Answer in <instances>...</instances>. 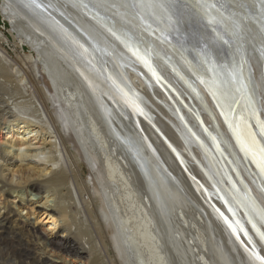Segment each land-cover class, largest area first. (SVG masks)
<instances>
[{
    "label": "bare ground",
    "instance_id": "obj_1",
    "mask_svg": "<svg viewBox=\"0 0 264 264\" xmlns=\"http://www.w3.org/2000/svg\"><path fill=\"white\" fill-rule=\"evenodd\" d=\"M52 2L65 7L72 14L65 3L59 0ZM81 2L89 7L91 15L97 20L95 22L101 29L119 41L118 43L114 38V41L106 43L102 48L103 51H98L100 54L98 53L95 57L76 44L74 39L72 42L69 40L74 51L72 48L68 49L55 34V31L60 35L65 32L55 27V24H53L54 29L40 25L33 17L35 8L26 3L23 6L28 13L19 10L16 6H11L10 9L0 6L2 15L10 19L13 31L18 34L17 38L21 39V42L16 43V47L24 48L23 43H28L38 53L37 59L33 56L26 57L27 61L24 65L27 69L23 70L21 67L20 69L46 120L44 123V120L38 122L25 119L21 124L35 123L43 124V126L47 124L49 129L46 126L44 129L55 134L56 138L54 143L48 144L51 148L60 146L63 149L64 147L65 153L70 154V149L66 146V137L74 144L72 146H76L73 148L76 151L74 152L84 159L97 180V183H94L96 185L94 189L103 202L102 213L107 219V225L113 230V242L125 255V264H264V245L256 238V235L250 233L243 214L235 209L231 200L227 199L214 172L207 165L202 149L195 146L188 137L163 92L147 74L140 71L141 68L131 63L124 52V47L133 53L144 52L134 37L138 35L143 37V43L148 42L147 44L158 49L159 52L152 53L156 67L167 75L179 94L187 97L204 118L205 124L215 135L217 142L221 144L228 160L233 164L235 161L233 157L238 160L240 174L247 180L264 207V197L258 194L256 186L250 182L239 147L245 157H249L256 165L255 172L259 177H264V166L254 161L240 144L238 147L235 134L228 129L222 114L201 88L206 97V104L214 114V119L232 151L221 142L215 134L211 118L206 110H203V105L192 96L184 74L180 75L183 80L178 78L172 73L170 66L161 60V57L163 58L161 55H165L166 52V54H176L181 61L178 55L184 50V53L194 55L199 61L202 59L205 61V57L198 53L200 48L196 50V47L191 44L190 37H193L194 42L198 39L203 45L208 43L216 48L218 39L211 31L212 23L209 24V21L202 17H210L217 13L206 9L201 10L204 13H201L202 17L195 14L201 17L200 20L203 23H194L196 19H192L193 15L186 14L176 18L170 11L175 9V4L170 1V5L168 0L166 2L165 0H96L94 6L91 5L90 0H81ZM251 11L253 18L246 19L247 25L257 24L260 21L264 23V5L258 4L257 8ZM216 19L219 20L213 24L219 28L224 27L226 39L231 37L229 30L231 31L234 27L233 22L235 23L236 19L231 18L233 22L219 16ZM185 25L188 28L187 33L176 35L181 42L180 47L171 48L163 34L177 28H184ZM237 25L240 26L239 23ZM78 26L83 32L82 36L86 43L88 40L91 41L90 32L82 29L80 23ZM261 28L264 30V24L260 23L259 26L253 27V36L250 34L249 37L250 42L255 41V48L250 46L248 40L246 51L250 56L248 68L251 71V86H253L249 94L256 104L255 110H258L260 118L264 120V115H261V112L264 113L261 108L262 102L257 92L259 82L264 84L262 75L255 72L259 67L255 53L256 48L258 49L257 40L259 36H264ZM240 36L244 37V34ZM4 37L0 33V49L7 41ZM65 38L63 36V39ZM261 51L264 55L263 50ZM99 59L102 63L100 65L106 67V74L103 67L97 64ZM203 60L200 63L202 67H205L207 60L205 63ZM168 63L173 66L171 62ZM184 63L182 62L183 65ZM33 66L36 68L40 66L44 70L50 87V91L46 90L47 94L38 87L32 70ZM128 69L139 70L133 73L131 79L136 86L135 92L124 85L125 77L130 73ZM1 71V78L6 79L7 82H11L16 76L7 71L4 72L5 70ZM202 75L206 80L211 78L207 67ZM10 92L22 95L18 85ZM217 101L219 103V100ZM50 103L54 104V111L49 106ZM2 104L6 106H0V116L10 115V118H13L7 102L2 100ZM252 118H254V112L250 110L248 119L256 128ZM25 128L21 129L25 131ZM33 131L28 134L33 136ZM205 141L212 150L209 140L205 138ZM24 144L17 141L13 144L19 152L16 154V159H12L15 166L19 164L21 166L25 159L34 157L32 156L34 154L23 153ZM7 154L9 155L10 152ZM71 156L68 160L65 158L60 171L58 166L61 160H58L56 155L44 157L43 160L39 158L40 161L32 160V164L35 165L43 164L46 167L47 164H51L50 167L53 169L52 174H48L47 169H42V174L35 170H20L26 176L27 188L41 195L45 187L39 186L34 180L49 175L52 176H49L48 182L57 187L65 186L69 179L77 181L80 176L76 170V160ZM192 178H196L200 185ZM240 194L244 196L242 189ZM247 203V209L251 211L252 218L264 227L261 215L255 212V206L250 203V200ZM43 209L48 219L47 224L51 227L48 230L37 229L30 218L24 220L13 219L9 215L0 216V247L11 250L23 242L21 235H24L34 241L35 244L34 242L33 244L36 247L35 250L26 251V255L32 256L33 253L41 250L43 252L36 255L32 264H63L56 260L57 250L59 253L66 254V259L71 257L68 259L69 264H92V245L87 246L84 240L82 243L75 239L73 236L75 234L70 228L60 229L59 232L62 235L53 236V231L59 226L58 217L64 210ZM124 211L129 218L122 216ZM180 214L183 217H180ZM132 222L135 224L134 230L130 227ZM26 243L24 246H31L28 245L30 242Z\"/></svg>",
    "mask_w": 264,
    "mask_h": 264
},
{
    "label": "water",
    "instance_id": "obj_2",
    "mask_svg": "<svg viewBox=\"0 0 264 264\" xmlns=\"http://www.w3.org/2000/svg\"><path fill=\"white\" fill-rule=\"evenodd\" d=\"M2 6L7 7L10 9L12 6H16L19 10H23L26 3L27 5L35 8V13L33 14L35 19L38 21L40 25L43 27L46 26L48 28L51 27L54 29L53 24H55V27L61 29L64 34L60 35V33H57L55 31V34L57 38L65 43V46H67L68 49L72 48L70 42H72V39L76 42V44L80 45L81 48L85 49V51H88V53H91L94 55H98V51L102 50L106 43H110L111 41H118L116 37H113L111 34L106 33L104 29H101L100 25H98L97 20L94 19V16L91 15L92 12L89 11V7L85 6L81 0H59V2L65 3L66 7L68 8V12L65 7H61L52 2L54 0H1ZM58 1V0H55ZM171 1L173 4H175V9L170 10L171 13L177 18L187 15H193V20H195L194 23H203L201 21V10H207L211 12L217 13L216 15L219 17L228 18L229 21L233 22L231 18H235L234 27L229 30V34H231V37L226 39V35H224V27H216L215 24H213L215 21L217 22L216 15L213 14L210 17H202L203 19H207L209 21V24L212 23L211 31L213 34L217 37L218 43L217 47L215 48L212 44H205L203 45L201 41L198 39L194 42L193 37H190L191 44H193L195 49H198L200 55L202 54L203 57H205V60L207 64H205V67L201 66L202 60L199 61L198 58H196L192 54H186L183 52H180V59L177 58V55H171L169 53L165 55L162 54L163 58L161 57V60H163L164 63H167L170 67V70L173 74H176L178 78H182L180 75L184 74L186 77L190 92L192 93V96L196 98L200 103L203 105L204 109L209 115V118H211L215 134L218 136L219 139H221V142L227 146L229 150H231L229 147V143L224 138V135L222 131L220 130L217 122L215 121L214 114L209 110V106L206 104V97L204 96L201 88L205 90V92L208 94V96L211 98V100L214 102L216 108L219 110L220 114H222L224 121L226 125L228 126V129L231 130V132L234 134V119H237V114L233 113V104L234 101L232 99V92H235V87L237 88L238 96H240V101L244 105L245 112L249 113V108L252 107L254 109V106L256 105L255 102H253L252 97L249 94V91H252V77H251V71L248 68V62L250 61L249 57L247 55V48L251 34L253 36L254 30L253 27L255 25L264 24L262 21L260 23H254L251 25H247L246 19L253 18L252 9L257 8L259 5H264V0H168ZM96 0H90L91 5H95ZM166 2V0H165ZM170 2V5H171ZM263 7V6H259ZM92 8V7H91ZM27 12V11H25ZM230 12V13H228ZM28 13V12H27ZM195 13L200 15L201 17L197 16ZM204 14V13H202ZM206 15V14H205ZM109 17L108 15H106ZM216 16V17H215ZM191 17V16H189ZM47 19V21H46ZM94 20V21H93ZM252 20V19H251ZM96 21V22H95ZM240 24L238 26L237 22ZM51 23V25H50ZM81 24V28L88 30L90 34L92 35L91 41L88 40L86 43V40L82 36V31L79 28L78 24ZM205 23V22H204ZM220 23V21L218 22ZM253 23V20H252ZM214 26V27H213ZM241 27V28H239ZM252 27V29H251ZM13 28V25H12ZM243 29V31L241 30ZM187 26L185 25L184 28H177L174 31H169L168 33H164L165 39L167 40V43L171 46V48L174 46L175 49L180 47L181 42L178 40L176 35L186 34L187 33ZM242 31V32H241ZM261 31L264 32L263 28H261ZM241 32V33H240ZM66 34V35H65ZM108 34V35H107ZM226 34V33H225ZM240 34H244L243 36H240ZM264 34V33H263ZM90 35V36H91ZM110 35V36H109ZM220 35V38H218ZM250 35V36H251ZM63 36L66 38L63 39ZM111 36L113 38H111ZM134 36V35H133ZM100 37V38H99ZM138 44L140 45V48L144 49L143 53H133V51H130L126 47H124L125 54L129 57L131 63L134 65H137L140 69V71L147 74V76L152 80L153 83L156 84L157 88L163 92L164 96L168 99L172 107L174 108L176 115L178 119L180 120L184 131L187 133L188 137L191 139V141L194 143L195 146L200 147L203 151V155L205 158V161L207 165L209 166L210 170L214 172L215 178L220 183L222 189L224 190V193L227 197V199L233 204L235 209H237L239 212H241L247 222L248 229L250 233H253L256 235V238L262 242L264 245V227L261 226L254 218H252L251 211L247 209V202L250 200V203H252L255 209V212L259 213L261 215V218L264 222V207L261 205V203L258 200L257 194H255V191L249 186V183H247V180L240 174V170L238 169V160L234 158V164L228 160L227 156H225L221 144L217 142V138L215 135L209 130L207 125L204 122V118L197 112L196 108L193 106L189 99L185 96H181L175 86L172 84V81L163 73L162 70L159 69V67H156L157 65L154 63V58H152V53L159 52L158 49L151 46L150 44L143 43V37L141 35H138L137 37L134 36ZM225 37V38H224ZM115 38V39H114ZM249 38V39H246ZM114 39V40H113ZM67 40V42H66ZM85 40V41H84ZM120 40V39H119ZM73 41V42H74ZM258 42V49L260 51H257L256 48V60L259 64V69L261 71V77L263 79L264 84V55L261 53L263 50L264 52V36L260 37L257 40ZM119 43V41H118ZM255 41L250 42V46L252 45L255 48ZM113 45V44H112ZM168 45V46H169ZM169 46V48H170ZM91 47V49H90ZM114 47V46H113ZM212 48V49H211ZM34 49V48H33ZM203 49L205 51H203ZM74 51V49L72 48ZM36 53L37 51L34 50ZM142 51V50H141ZM197 52V51H196ZM38 54V53H37ZM100 54V53H99ZM144 54V55H143ZM154 59V60H153ZM165 60V61H164ZM203 60V62L205 63ZM99 67H103L104 74H106V67L101 63V60L99 59L97 61ZM171 62L173 66L170 65ZM182 62H185L183 65ZM186 67V68H185ZM210 70V73L213 75L218 76L217 79L221 78V86H222V93L224 90L225 95V104L227 106V110L224 109L223 105L218 103V97L216 98V95L214 94V86L211 82H208L206 78L203 77V71L204 69ZM184 68V69H183ZM188 68V69H187ZM102 70V71H103ZM130 70L129 74L126 75L124 80V85H126L130 90L136 91L135 83L132 82V77L134 72H139V70ZM188 70V71H187ZM213 73H212V72ZM187 72V73H186ZM138 74V73H136ZM213 75V76H214ZM108 76V75H107ZM111 77H109L110 79ZM183 80V78H182ZM177 101V102H176ZM248 109V110H247ZM255 110V109H254ZM253 122L256 124L255 129L252 128V124L250 126V132L253 133V136L257 137L256 132H258V135L264 136V120L260 118L259 112L256 109L254 111V118H252ZM234 136V135H233ZM235 137V136H234ZM205 138L209 140L210 145L212 146V150L208 147L207 143L205 141ZM236 138V137H235ZM237 139V138H236ZM235 139V140H236ZM259 139V138H258ZM237 142V140H236ZM238 147H239V143ZM263 151L264 146L261 145ZM232 151V150H231ZM239 151L242 154L243 164L245 166V170L247 171L248 176L250 177V182L254 184L258 190V194H261L264 197V177H259L257 175V172H255V169L257 168L254 163L251 162L250 158L245 157L244 153L242 152L241 148L239 147ZM234 155V153H233ZM228 164V166L226 165ZM256 167V168H255ZM129 182H130V178ZM192 180L199 184V181L196 178H192ZM240 189L243 191V197L240 194ZM139 200V199H138ZM140 202V201H139ZM181 215V214H180ZM180 217H183L181 215Z\"/></svg>",
    "mask_w": 264,
    "mask_h": 264
},
{
    "label": "rangeland",
    "instance_id": "obj_3",
    "mask_svg": "<svg viewBox=\"0 0 264 264\" xmlns=\"http://www.w3.org/2000/svg\"><path fill=\"white\" fill-rule=\"evenodd\" d=\"M1 5L2 1L0 0V6ZM0 26V33L5 36V41L7 40L4 47H1L0 49V71L5 70L4 72L7 71L14 76L16 75L13 79L16 83L13 80H11V82H7V80L1 78L2 76L0 75V106H6L2 104V100L3 102H7L13 117L10 118V115L6 117L0 116V216L9 215L13 217V219L22 218L24 220L30 218L37 229L48 230L51 227L47 224L48 219H46L47 216L44 215L43 208L48 211H50V209L60 210L61 208L64 210L62 213H65H61L58 217V221H60L58 222L59 226L55 231H53V236L58 237L62 235L59 232L60 229L67 230L70 228L73 234H75L73 235L75 239L82 243L84 240L87 246L92 245V264H125V255L122 254L120 249L118 250L116 248V245L113 242V230L107 225V219L102 213L103 202H101L102 200L100 195L94 189L96 187L95 184L97 183V180L95 179L94 174L90 171L89 167L85 164L84 159L75 153L76 151L73 148H76V146H72L73 143H71V140L66 137V146L70 149V154L65 153L66 151L64 150V147L63 149H61L60 146L51 148L48 144L54 143L56 138L55 134H52L50 131L44 129V126L48 128L47 124H44V126L43 124L37 125L35 123H31L33 125L21 124L25 121V119L38 122H42V120H44V123L46 120L44 112L41 110L39 103L35 100L28 81L25 77H23V72L21 71L22 68L23 70L27 69V66L24 65L25 61H27L25 58L33 56L37 59L38 54L28 43H23L24 48L16 47V43L21 42V39L19 40V38H17L18 34L13 31L12 22L9 18L2 15L1 10ZM23 56L25 57L23 58ZM32 70L36 76V83L38 87L42 89L44 93L46 90L50 91L48 79L45 76L44 70L40 66H38V68L33 66ZM210 75L211 78L208 79V82L212 83L215 89L214 94L216 95V98L218 97L217 99L219 100V103L227 110L224 90L223 93L221 92V78L217 79L218 76L215 77L214 73V76L211 73ZM16 85L20 87L22 95L10 92ZM4 89L8 91L6 92ZM234 89L235 92H232L234 110L232 111L233 113L235 111L237 114V119H234V134L238 143L248 151L252 159L264 166V151L261 147V145L264 146V136H259L258 132H256L259 138L258 139L250 132L249 125H251V123L248 119V113L247 111L245 112L244 105L240 101L241 95L238 96V94H236L237 88L235 87ZM49 106L52 111L55 110L54 104L50 103ZM248 108L249 112L250 110L253 112L255 111V108L253 109L251 106ZM251 126L255 129L253 125ZM23 127H26V132L21 129ZM34 129L35 131H33ZM32 131L34 135L30 136L28 132L32 133ZM16 141L22 144L25 143L23 145L24 147H22L24 149L23 153L28 155L34 154L32 155L34 156L33 158L29 157L25 159L21 166H19L20 164L15 166V162L12 161V159H16V154L19 153L18 148L13 145ZM44 142L47 144L44 145ZM7 152H10V154L8 155ZM50 155H56V157L59 158L58 160H61L60 165L58 166V171L62 169V164L65 162V158L68 160V158L72 155L71 157L76 160L75 166H77L76 170L80 178L78 179L79 181L69 179V182L65 186L63 185V187H57L48 182L52 175H49L50 177L43 176L40 179H35L34 181L37 182L39 186L45 187L44 192L39 195L35 191L27 188L26 176H24L20 170H35L36 172H41L42 174V169H47L46 171L50 174L53 169L50 167L51 164H47L46 167L43 164H32V160L40 161L41 158L43 160L44 157H48ZM21 203L22 205L20 206ZM44 204L48 205L45 206ZM123 214L122 216L124 218H129L125 211ZM134 225L135 224L133 222L130 224V227L131 229L133 228V230L135 228ZM21 236H23V242L16 245L14 248H11V250L0 247V264H32L36 255L38 256L43 253L41 250L37 252L35 251L36 253H33L32 256L26 255V251L35 250V242L31 241L27 236ZM26 242H30L31 244L28 243V245L31 246H24L27 244ZM94 244L97 246L94 247ZM141 245L144 249L142 243ZM14 251L16 253H14ZM56 252L58 254L56 256L57 261L63 262V264H69L68 259L71 257L66 259V254L61 252L59 253L58 250Z\"/></svg>",
    "mask_w": 264,
    "mask_h": 264
},
{
    "label": "flooded vegetation",
    "instance_id": "obj_4",
    "mask_svg": "<svg viewBox=\"0 0 264 264\" xmlns=\"http://www.w3.org/2000/svg\"><path fill=\"white\" fill-rule=\"evenodd\" d=\"M255 72H257V73H260L261 74V71H260V69H259V67H258V69L255 71ZM256 75V74H255ZM262 78V77H261ZM260 80V79H259ZM257 92H258V95L260 96V98H261V108L263 109V111H264V85H262L260 82H259V88L257 89ZM263 98V99H262ZM262 109H261V111H262ZM261 115H264V113L262 114V112H261Z\"/></svg>",
    "mask_w": 264,
    "mask_h": 264
}]
</instances>
